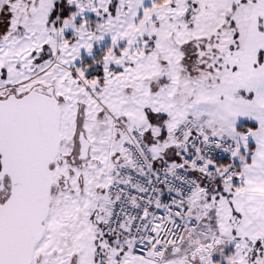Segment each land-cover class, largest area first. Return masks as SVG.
<instances>
[{"label":"rangeland","instance_id":"1","mask_svg":"<svg viewBox=\"0 0 264 264\" xmlns=\"http://www.w3.org/2000/svg\"><path fill=\"white\" fill-rule=\"evenodd\" d=\"M263 49L264 0H0V100L52 88L62 113L53 200L35 251L39 264H120L128 247L105 238L103 211L113 201L106 179L113 158L128 161L125 130L150 124L172 148L176 129L192 121L248 154L254 133L236 128L258 119ZM97 51L104 52L103 83L88 79L81 66ZM82 135L90 144L86 159ZM244 175L202 187L190 204L200 222L196 241L188 235V246L183 241L173 249L175 259L264 264L256 243L239 247L235 260L222 256L223 239L236 235L247 208L264 205ZM6 187L5 180L0 203Z\"/></svg>","mask_w":264,"mask_h":264},{"label":"built area","instance_id":"2","mask_svg":"<svg viewBox=\"0 0 264 264\" xmlns=\"http://www.w3.org/2000/svg\"><path fill=\"white\" fill-rule=\"evenodd\" d=\"M196 122L181 124L173 134L177 162L156 165L143 132L125 130L123 150L129 164L107 175L104 233L126 243L141 261H161L188 236L196 241L200 222L190 216V204L208 183H231L243 165L241 147L233 139L209 135Z\"/></svg>","mask_w":264,"mask_h":264},{"label":"water","instance_id":"3","mask_svg":"<svg viewBox=\"0 0 264 264\" xmlns=\"http://www.w3.org/2000/svg\"><path fill=\"white\" fill-rule=\"evenodd\" d=\"M61 122L52 88L0 100V183L7 177L11 184L9 198L0 203V264H32L44 238L53 200L52 166L63 141ZM80 145L86 159L90 144L83 135Z\"/></svg>","mask_w":264,"mask_h":264},{"label":"crops","instance_id":"4","mask_svg":"<svg viewBox=\"0 0 264 264\" xmlns=\"http://www.w3.org/2000/svg\"><path fill=\"white\" fill-rule=\"evenodd\" d=\"M261 60L263 67L262 69L264 71V49L262 51ZM256 88L257 90L255 91V96H257V100L259 102L258 119L256 121L258 129L256 131H253L254 137L251 138V141L253 142L252 145L250 146L251 150L249 151L248 154L244 153L246 156L245 157L243 156V167L240 170V174L234 180V183H236L238 179L243 178L244 171L246 170V176L245 175L244 176L247 179V182L245 183H248L247 187L251 189L250 192H253V194L257 196L260 195L264 196V75L263 77L261 76V78L257 81ZM202 128L203 130H205L204 127ZM142 131L144 132L147 143L149 144V146L151 147L154 153V157L156 158V162L158 165H161V163H165V162L176 161L175 145L172 148L169 145H166L168 143H166L164 133L161 134L160 132H157L155 130V126H151L150 124H147L145 126V129H142ZM248 158L250 159L249 162H247ZM113 159H114V163L115 161L121 163L120 158H118L117 156H114ZM246 162H247V167L246 165L244 166V163ZM124 164L126 165L129 164V161H126ZM250 178L252 179L251 182H249ZM247 209L248 212L245 213V216H243L240 227L236 231L237 237L236 235H234L235 234L234 232H232V234L231 232H228L229 235L227 236V238L224 239L221 238L225 241V243H228L227 244L228 247H226L225 252L222 254V256L224 254H229V258L235 260L237 249L239 247L243 248L246 245V243L247 244L256 243V245H258V247L256 248L264 249V205L256 207L255 210L253 209L250 210L249 208ZM254 223H257L256 227L255 225H253ZM244 228L245 231L242 233V230ZM230 234L232 235L231 237H229ZM242 240H246L247 242H242ZM185 241L188 246L190 242V238H186L184 242ZM113 242L114 241H112L111 243ZM119 244L126 246V244L124 243L122 244L119 243ZM219 246H221V244ZM219 251L220 249H218V252ZM119 256L121 258L120 264H125L124 263L125 261L127 263L128 261H131L133 264H160L156 262L140 261L134 258L130 254L129 249L127 251H122V252L120 251ZM164 261L165 262H163L162 264H196L193 262H186L175 259V255H173V249L168 251ZM207 264H216V263L208 262Z\"/></svg>","mask_w":264,"mask_h":264},{"label":"trees","instance_id":"5","mask_svg":"<svg viewBox=\"0 0 264 264\" xmlns=\"http://www.w3.org/2000/svg\"><path fill=\"white\" fill-rule=\"evenodd\" d=\"M158 3H161L164 0H157ZM103 57H104V52L103 51H97L96 55L94 56L93 59H87L84 58L83 62L81 64L82 67H84L85 69H89V72L87 74V78L88 79H94V78H98L101 83H103L104 78H103ZM258 129V126L256 123H251V122H243L241 123L238 127H237V132L240 134H247L249 132H253L256 131ZM243 156L245 157L246 155L243 153ZM250 159H247V162H249ZM157 164V162H156ZM158 167V164L156 165ZM199 183L200 185L204 188L208 182L199 178ZM214 263L216 264H222V262L220 260L215 261Z\"/></svg>","mask_w":264,"mask_h":264},{"label":"flooded vegetation","instance_id":"6","mask_svg":"<svg viewBox=\"0 0 264 264\" xmlns=\"http://www.w3.org/2000/svg\"><path fill=\"white\" fill-rule=\"evenodd\" d=\"M80 156H81V145H80ZM55 165V164H54ZM53 167V166H52ZM56 179H55V175H54V186H55V183H56V181H55ZM6 181H7V184H9L10 185V188L8 189V187H6V200L9 198V196H10V189H11V184H10V180L6 177ZM3 182H5V180L4 181H1V183H0V185H2V183ZM63 183H64V181H63ZM67 184L68 183H66L65 182V189H67ZM54 186H53V188H54ZM37 258L38 257H35L34 256V259H33V262H32V264H39V263H41V259H39V260H41V261H37Z\"/></svg>","mask_w":264,"mask_h":264}]
</instances>
